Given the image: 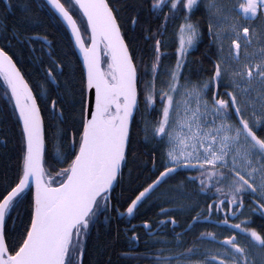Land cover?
Returning a JSON list of instances; mask_svg holds the SVG:
<instances>
[{"label": "snow or ice", "instance_id": "snow-or-ice-1", "mask_svg": "<svg viewBox=\"0 0 264 264\" xmlns=\"http://www.w3.org/2000/svg\"><path fill=\"white\" fill-rule=\"evenodd\" d=\"M2 4L0 79L20 155L15 180H0V264H113L114 250L131 264H264V0ZM205 37L207 66L192 59ZM130 162L136 181L150 178L121 203ZM151 205L141 237L131 220ZM113 215L129 222L127 247L119 229L100 241Z\"/></svg>", "mask_w": 264, "mask_h": 264}, {"label": "trees", "instance_id": "trees-1", "mask_svg": "<svg viewBox=\"0 0 264 264\" xmlns=\"http://www.w3.org/2000/svg\"><path fill=\"white\" fill-rule=\"evenodd\" d=\"M9 20H12L13 17L11 14H9L8 17ZM177 21L176 23H178ZM50 38H54L55 42L63 49V51L67 52V47H64V45L67 43L68 35L63 32L62 29L56 26L49 27L47 29ZM175 32V24L169 25L168 28V40H169V48L168 52L172 54L175 51V47L178 43V35H174ZM139 35V33H137ZM85 40L87 41V35H85ZM143 43V42H141ZM207 44V37L197 46L198 51H195L194 55L192 56V59L194 60H204L205 66H207L206 58L204 57L205 52V45ZM149 49L151 45L147 46ZM73 60V63H81L78 55L75 57H70ZM28 61L22 60L21 63L18 64V67L22 64H27ZM82 64V63H81ZM22 71H24V68H22ZM30 71V69H29ZM26 79H28V75L26 72ZM30 84L32 81H29ZM6 88V85L3 84L2 79H0V121H4L5 118H7L5 123H0V138H7L9 140V143L5 146L0 144V180L10 182L11 180H15L16 178V171H17V165L19 162V127L16 125V115L13 114L12 110V104L8 102V98L4 95V90ZM47 126V121H46ZM8 133L7 137H4L3 134ZM148 151V148H146L143 145V142H141L140 152L146 153ZM148 156L147 155H141L140 161H139V169H142L144 167L151 168V165L147 163ZM47 167V165H46ZM129 169L131 170V177L134 183H129ZM129 169H125V182L116 190L117 195L120 193H123V196L121 197V203H123L124 200H127L128 197L133 196V190L137 187H139L140 184H143L145 180H148L150 178V173L145 172L143 174V179L136 181L135 178L137 175H139V169L137 167V164H133L130 162ZM3 184H0V189H2ZM168 188L164 186L160 192L167 191ZM159 194V193H157ZM134 198V197H133ZM123 211V209H121ZM158 213L157 208L154 205L151 206H145V208H142L140 210V215L137 216L135 219L131 220L132 224L137 225V232L141 237H145V231L139 227L140 224L143 223L144 220H155L156 214ZM126 229L129 227V222L127 219H116L115 215H113L110 220L109 224H105L103 221L99 225V237L100 241L103 242L106 238H111L114 236L117 232V229L120 231V241L116 245V248L119 249L121 247H127V240L124 239V228ZM96 233L94 232V235ZM131 234V233H129ZM189 240L192 239V237H188ZM136 249L138 251H146L145 245L143 242H141L139 245H136ZM111 258L113 264H131V261H124L121 260L117 251H112Z\"/></svg>", "mask_w": 264, "mask_h": 264}, {"label": "flooded vegetation", "instance_id": "flooded-vegetation-1", "mask_svg": "<svg viewBox=\"0 0 264 264\" xmlns=\"http://www.w3.org/2000/svg\"><path fill=\"white\" fill-rule=\"evenodd\" d=\"M0 6H3V4H2V0H0ZM182 178V177H181ZM168 189L169 188H171L172 187V185L170 184V185H165ZM160 195V193L159 194H157V196H159ZM167 206V205H166ZM157 211H159V209L157 208ZM176 219L178 220V222L180 223V224H184L185 222H187V221H189L190 220V215H187V214H185V215H178V216H176ZM110 220V219H109ZM109 220H107V221H104L105 222V224H109ZM206 224L207 223H210V222H205ZM257 223H259V220H257ZM124 228V230L126 229L125 227H123ZM209 230H212V229H209ZM139 245V244H138Z\"/></svg>", "mask_w": 264, "mask_h": 264}, {"label": "water", "instance_id": "water-1", "mask_svg": "<svg viewBox=\"0 0 264 264\" xmlns=\"http://www.w3.org/2000/svg\"><path fill=\"white\" fill-rule=\"evenodd\" d=\"M77 55H78V57H79V54L77 53ZM80 59V61H81V63H82V59L81 58H79Z\"/></svg>", "mask_w": 264, "mask_h": 264}]
</instances>
